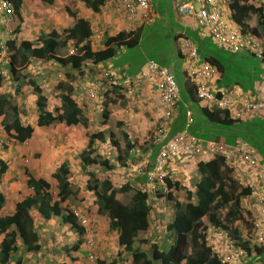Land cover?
<instances>
[{
  "label": "trees",
  "instance_id": "trees-1",
  "mask_svg": "<svg viewBox=\"0 0 264 264\" xmlns=\"http://www.w3.org/2000/svg\"><path fill=\"white\" fill-rule=\"evenodd\" d=\"M7 1L12 4L14 14L21 21L22 0ZM39 1L52 4L55 0ZM80 1L92 12L99 13L100 8L104 6L107 0ZM230 6L233 21L242 32L250 33L256 38L259 36V38H264L263 7H255L252 0H231ZM65 10L67 14L75 19V22L71 27L65 28L62 33L52 30L47 34H40L35 43L26 40H22L19 43L12 39L7 41L8 58L4 63L3 70H7L6 72L9 77L11 75L19 77L18 73L28 65L30 59L53 61L61 66L69 67L82 75V69L88 65H103L112 60L121 48H131L137 44V40L133 36L119 32L114 36L106 35L98 46L99 48L94 50L91 45L93 34L89 21L83 18H76L77 14L72 13L67 7ZM253 15L256 17V26L250 28L247 25V21ZM17 30L18 27H16V33L18 32ZM205 43L207 41L201 45L197 43L198 55L205 63L213 66L219 72L220 78L217 80L216 87H228L232 85L235 79L244 81L243 83L245 84L250 81V74L260 73L255 68L242 64L243 61L252 56L245 55L239 60L237 58L235 60L233 58L230 59V57H224L220 51H213L208 56L202 55L201 52L209 51ZM69 46L75 48V53H68ZM60 52H63V54L61 53L62 55H60ZM236 61L241 64L238 69L234 67ZM262 63L264 64V61ZM112 76V79L117 83L119 79L118 75L112 74ZM2 79V76H0V87ZM23 79L27 82V86L32 87L33 92L37 96V127L45 128L63 124L66 127L81 125L87 128L88 122L83 116L82 105H79L72 97L74 89L68 83H58L57 89L60 91V105L53 111H48L46 109L47 99L42 94V89L37 84L36 78L26 75ZM187 80L191 86L188 89L193 94L192 101L187 107L192 112L193 119L192 123L187 127L188 134L202 140L191 131L193 125L199 127V130H216L221 133L222 137H219V139L222 138L223 141L218 139L202 141L223 142L227 145H233L237 140V136H233L236 131L233 128L236 121L230 116L229 111L201 106L200 102L203 101L199 100L196 96L195 88L189 78ZM116 88V85L110 86V91L105 93H116ZM181 94L180 90L179 102ZM217 96L221 97L222 93L218 92ZM4 107L10 108L14 113L12 121L5 123L3 126L8 138L20 143L29 139L33 133V128L30 125L22 123L18 108L12 106L8 102V98L4 99L0 97V109ZM183 112L185 117V110ZM2 114L4 115V113ZM108 114L109 112L102 111V125L107 124ZM117 124L118 126L122 125L120 122ZM260 133L263 134V137L261 135L258 136ZM123 136L124 147L122 148L123 151H121L126 159H132L135 143L129 138L128 134L123 133ZM104 138V134L101 131L89 133L87 146L80 154V159L82 169L86 171V175L88 176L86 188L95 197L97 214L105 215L109 220V228L117 231L118 246L130 254L128 264H224L215 252V246L208 240V230L210 229L212 231H227L231 234L230 239L233 243V250L231 249V252H234L233 254H235L237 248L242 247L247 249L249 256L253 257L252 259H264V252L256 248L249 249L247 243L242 241V234L239 235V231L234 226V223L237 221L244 220L240 209V201L244 196L249 194V189L240 187L235 182L232 177V170L228 168L225 159L221 157H212L208 160H200L197 163L196 170L199 174V179L195 184L194 191L185 190V198H179L176 194L180 188L176 179L174 181L167 179L168 193H159L156 196V199L170 201L173 204L174 217L166 227L172 237V245L167 249L161 250L155 244H151L149 256L144 250L135 248V242L139 233L146 232L150 226L148 195L145 192L137 190L133 193L129 202L124 204L117 199V196L132 191L129 184L126 183L116 188L110 180L99 181L93 172L87 171L88 167L97 165L104 170H111L113 168L108 159L102 158L101 155L100 157L95 151L94 146L96 141L104 142ZM241 138L264 156V129L255 135L246 134ZM110 141L116 148L117 156L122 161L119 154L121 147L117 141L111 139ZM152 146L154 145L151 144L149 149H154L155 156L158 153L159 147ZM195 161L196 159H194ZM6 171L7 165L4 162H0V178ZM69 172L68 165L66 162H63L53 175L58 184L57 201L52 199L50 193L51 185L47 181L42 179L36 180L28 172L26 173V184L32 189V194L17 202L11 214L0 215V235L3 236L0 241V264H10L14 258L17 260L25 254L37 253L44 247V241L41 240L39 230L35 227V220L39 216L46 220L53 216L58 217L61 224L68 225L70 230L74 231L78 236L86 234L85 228L80 225L77 216L71 209L68 206L62 208V204H65L74 195V191L68 180ZM4 203L5 197L0 192V211ZM139 243L141 245H148V241L145 240H140ZM76 249H78V246ZM92 251L95 252V249H92ZM121 253H117L115 259L110 264H116L117 260L121 257ZM95 256L94 262L96 264L98 256L96 254ZM234 261L237 263L238 260L236 261L234 258ZM98 263L103 264L100 261ZM16 264H21V261H17Z\"/></svg>",
  "mask_w": 264,
  "mask_h": 264
},
{
  "label": "rangeland",
  "instance_id": "rangeland-1",
  "mask_svg": "<svg viewBox=\"0 0 264 264\" xmlns=\"http://www.w3.org/2000/svg\"><path fill=\"white\" fill-rule=\"evenodd\" d=\"M172 1L174 0H153L156 16L152 19V22L144 23V26L142 27L139 34L138 44L135 47H126L122 49L112 60L109 61L112 66L111 64L106 63L101 65L99 68H97L96 66L88 65L87 67L82 69L83 74L81 76V80L78 76H76V80H71L65 77V70L63 69V66L59 65L58 63L53 61L37 63V61L30 59L28 65L18 73L19 77H17L16 75L12 76L10 73L9 74L11 75V77H9L6 72L7 70H3V81L1 83L0 91L1 89H3L2 93L4 94H2L1 92L0 94L8 98V102L11 105H14L18 108L19 114L21 115L20 118L23 123L30 122L32 125H34L36 120L35 117L37 116L35 93L33 92L31 86H27V82L24 81L23 77H26V75H28L29 77L32 76V78H36V80L37 76H41L40 85L47 99L46 109L51 111H53L59 104L60 91L56 89V85L58 84V82L67 81L69 86H71V83L73 85H76V87L81 88V90H84L88 87L91 81L99 79V77L102 75H119L118 73L120 71H118L117 68H123L122 70L127 74H136L138 69L145 63L154 61L161 66L167 67L168 70L175 76V79L178 81L179 78H181L179 77L180 61L177 65L175 64L176 58L174 52H176V50L178 49L179 39L175 37L182 31L180 30L178 24L175 23V12L173 11L171 5ZM21 7V21L15 14L3 15L0 12L1 40L9 41L12 39L17 43L22 40H27L35 43L37 41V37L40 34H47L52 30L62 33L65 28H69L74 22L73 19H71V16L66 13V7L69 8L72 13H75L78 16H82L83 18L90 20V22L92 23L93 38L91 45L94 50L99 48L98 44H101L104 37L109 34V30H107L106 28L107 24L96 19L95 17L100 18V16H96L95 14H93L92 11L88 10L80 0H55L52 4H46L39 0H26ZM16 27H18L17 33L15 32ZM97 31L102 33V36H99L100 38H97L95 34ZM205 44L207 45L209 51L206 50L201 52L202 55L208 56L209 53L213 51H220L224 57H230V59L233 58L235 60L236 58L238 60L240 59L234 54H231L230 51L221 48L211 41H207V43ZM61 53L63 54V52H60L59 54L62 55ZM182 63H184L183 60ZM242 64L250 68H255L256 71H261V69L264 68L263 63H260L257 59L252 57H249V59L243 61ZM234 65V67L238 69L241 64L236 61ZM122 79H124V77ZM77 80H79V82ZM117 88L122 91L118 90ZM117 88L116 93L110 92L109 94H106L105 92H107L108 89L104 87L100 91L98 99L94 101L92 105H86L84 107L86 110L87 108L90 109V114L87 113L86 110H84L85 114L87 113L86 119L88 122V126L86 129L81 128L79 132H76L75 130L74 136L82 143L84 142L86 145L88 142L89 133H92L94 131H101L104 134V142L96 141V144L94 146L95 151L99 154V156L101 155L102 158L108 159L110 161V165H112L113 168L111 170H104L100 166H91L87 168V171L93 172L98 179H111L114 187L116 188L126 183L131 185L132 191H129L125 194H119L117 196V199L120 202L127 204L133 193L139 190L140 185L143 184L146 179L143 175L138 173L137 170L135 171V168L137 166H140L141 171L143 170L144 172L145 165L150 163L148 157L150 152L149 147L151 145L152 130L145 135L137 133L138 136L133 140L138 142L139 139L142 140L141 142L143 143V147L145 150H138L137 153L136 149L132 159H126V157L123 156L122 152V148L124 147L123 133L126 134L125 130L129 132L128 129L134 127L133 125L136 124L134 123V120L136 119L137 122L138 118H135V115H137V111L136 109H134L136 108V106L134 105L132 110V114L134 116L132 118L130 117V121L123 122L125 121V118H129L124 112V107H126L129 100L124 97V87L117 86ZM114 98L116 99L114 100ZM102 111L109 112L107 124L105 125H102ZM9 115H11V112H9ZM119 122L122 124L121 126H118L117 123ZM0 127H3V123L0 124ZM61 127L63 126L60 124L48 127L47 132H45V137L47 136V133H49L48 136L50 137L51 142L50 148L49 146H47V141L44 140V149L40 150V152H36L34 148H31V146H29L31 145L30 141L28 142L29 145L26 143H17L16 141L9 139L6 136L5 132L0 130V139L4 141V146L8 145V147H11V152L7 151V153L10 155L9 160L11 162V172L13 173L14 178L20 181L22 187L20 190H16L14 189V187L8 186L9 189L6 190L5 195L8 196L6 197L8 198L7 202L9 200L15 201V199L13 200L12 198H10L11 195L14 196V198H22L29 192V188L25 182V174L27 172L32 174L34 177L36 175H39V177L47 176L43 178L49 180L48 176H51L53 174L52 171L56 169V164L58 165L62 162H66L68 168L70 169L68 180L70 182L72 190L74 191V195L63 205L64 207L68 206L73 213L75 212L77 214L79 223L81 219L88 220L87 227H85L89 230L87 232V235H85L84 239H86V237L89 238L93 234V232L96 231L93 228H96L98 224L94 221L97 213L96 201L94 195L86 188V181L88 179V176L86 175L85 170L82 169V162L80 159V154L84 148L81 146L74 149L73 147H71V144L70 146H68L65 141L67 131H65L64 129L61 130ZM42 129L46 130V128H40V130ZM191 131H193L194 134L202 140L218 139L223 141L222 138L219 139V137H222L221 133L216 130H199V127L193 125V127H191ZM260 135L263 137V134L260 133L258 136ZM110 139L117 141V143L121 147L119 153L121 155L122 161L117 156L118 153L116 152V148L111 144ZM259 155L262 159V162L264 163V156H262L260 153ZM0 156H2L1 151ZM54 159L56 160V164ZM48 161H51V165L47 167L46 164L48 163ZM190 166L191 167H188V171L187 169H184L180 171V174L177 172V175L175 176V179L178 181L180 187L176 192L179 198H185V190L187 189L190 191H194L195 184L199 179L196 170V162H193V165ZM46 168L49 169L47 170ZM136 176L144 177L143 181L137 184V181L133 180V178ZM232 177L235 182H237L238 185L242 187V184L236 179L233 174ZM52 179L55 180L53 177ZM52 179L50 178V193L53 199H58L56 195L57 193L55 189V183ZM16 180L12 183V185H15ZM20 193L21 195L19 196ZM147 195V202L150 205V226L146 232L139 233V236L135 242V248L144 250L147 254H149L151 252V244H155L161 250L167 249L170 244H172L170 234L168 233L167 229H165V227L172 221L174 217V209L172 202L163 201L160 199L151 200V196L149 194ZM10 206L11 205L9 204V202L6 203V206L3 208V213L0 215L2 216L9 214V212L11 211ZM243 206L244 205H242L241 211L243 213L244 220H239L234 223V226L239 231V235H241L246 230V226L249 222V217L245 214V211H243ZM102 220H104V217L100 218V222ZM58 224L57 226H59V228H57L58 231L56 232L58 234V237H61V239L65 240L66 238H69L70 240L75 241L76 237H80L75 234L76 236L72 238L73 235L71 234L69 226L65 227V225H62L61 223ZM106 225L107 224H105V227ZM208 231V240L211 241L212 244L214 243V246H216V251L219 249V251H223V245L228 246V240L231 234H229L227 231L222 230L212 231V229H210ZM51 232L52 228L47 229L45 237H41V240H43L45 244L50 241V243L55 242L54 235L52 236L50 234ZM114 233V230L107 228L106 236L108 239L106 240V245L109 244V246L105 251H97V242L99 240L97 234H93V246L95 247L94 254L96 253V255L98 256L96 264L101 261L100 258L102 259L107 256L108 259H111L112 255L115 256V249L117 247H115V245H118V243L115 240ZM140 240L148 241V245H141L139 243ZM229 247H233V244H230ZM110 254L111 256H108ZM218 254L221 255V253ZM129 257L130 254L124 251L123 256L120 257L121 259L119 258V264H128ZM14 263L15 262L11 260L10 264ZM84 263L95 264V262H90V260L88 259V254H86V256H81L80 264Z\"/></svg>",
  "mask_w": 264,
  "mask_h": 264
},
{
  "label": "built area",
  "instance_id": "built-area-1",
  "mask_svg": "<svg viewBox=\"0 0 264 264\" xmlns=\"http://www.w3.org/2000/svg\"><path fill=\"white\" fill-rule=\"evenodd\" d=\"M230 1L193 0L178 5L177 12L180 15L195 17L198 25L205 29L221 48L231 52L247 51L263 62L264 41L250 33H244L238 26L224 21L222 8L227 6ZM104 5L111 7L117 14L135 26L152 21L150 0H107ZM0 10L10 12L12 6L7 1H0ZM95 34L97 38L102 36V33L98 31ZM178 39L179 51L187 59L188 78L195 88L198 99L205 102L209 108L231 109V102L223 98V95L218 97V91L210 85L211 78L217 72L216 69L202 61L195 45L186 37ZM68 53H75V48L69 46ZM7 55L4 42L0 41V76L3 75V65ZM112 77V74L102 75L84 90L70 83L74 89L73 98L79 105H92L104 87L117 85ZM121 86L124 87V95L129 100L124 108V112L129 118H125L124 122L132 117L133 102L139 99V91H143L147 87L154 88L159 105L163 108L160 122L152 130L151 135V144L159 147L158 153L152 162L145 165L144 172L141 171L140 166L135 168V171L137 170L146 178L140 185L139 191L149 194L151 200L156 199L159 193H168L166 181L167 179L175 180L178 172L175 168L177 162L186 158H194L197 164L200 160L221 157L225 159L226 165L232 170V174L242 184V187L249 189V194L240 201V209L244 205L243 211L249 217L246 230L241 235L242 241L247 243L249 249L256 248L264 252V163L259 153L243 143L227 145L223 142H204L186 132L168 137V124L176 115V107L179 102V88L169 70L155 62H148L134 79L124 77ZM239 102V109L234 113L235 119L258 115H263L264 118V99L242 97ZM185 118L187 124L190 125L193 119L189 109H185ZM0 130L4 131V127H0ZM3 145L4 141L0 139V148ZM80 224L87 227L88 220L81 219ZM228 241L233 244L230 238ZM85 246L90 251L88 259L93 263L96 259L91 252L93 235L86 239ZM226 251L227 253L221 257V262L224 264H264V259H252L253 257L249 256L246 248H237L235 254L229 249ZM234 258L236 261L238 260L237 263Z\"/></svg>",
  "mask_w": 264,
  "mask_h": 264
},
{
  "label": "crops",
  "instance_id": "crops-1",
  "mask_svg": "<svg viewBox=\"0 0 264 264\" xmlns=\"http://www.w3.org/2000/svg\"><path fill=\"white\" fill-rule=\"evenodd\" d=\"M24 1H26V0H22L21 6H23ZM192 1L193 0H174V1H172L171 5L173 8V11L175 12L174 13L175 14V16H174L175 23L178 24V26L180 27V30L182 31L181 33L177 34L175 38L186 37L189 41H191L195 45L196 51L198 53L197 43H199L201 45L203 42H206V41H211L213 43H215V42L213 41L212 37L207 33V31L198 25L195 17L180 15L177 12L178 5H180L182 3L192 2ZM252 3L255 5V7H259V6L263 7V11H264V0H252ZM230 4H231V1L229 2V4L227 6L222 8V17H223L225 22L237 27V24H235V22L233 21V18H232V11H231ZM150 6H151V12H152V19H153L156 16V12L154 11L153 0H150ZM21 10H22V7H21ZM88 10H90V9H88ZM92 13L95 14L96 16L97 15L100 16V18L95 17L96 19L103 21L107 24L106 28H107V30H109L108 36H114L119 32H124L126 34L133 36L137 40V44H138L139 34H140L142 27L144 26V23L139 25V26H135V25L131 24L130 22H128L127 19H125L123 16H120V14H117L111 7L106 6V5H104L103 7L100 8L99 13H94V12H92ZM177 14H179V15H177ZM76 18H83V17L77 15ZM0 19H1V17H0ZM71 19H73V21L75 22L74 18L71 17ZM83 19H85V18H83ZM85 20L89 21L90 27L92 30L93 27H92V23L90 22V20H88V19H85ZM74 22L71 24V26L74 24ZM247 25L250 28H254L256 26V17L254 15L248 19ZM0 27H1V25H0ZM260 35H262V34L260 33ZM192 39H193V41L195 39V41L193 42ZM259 39L261 41H264L263 37L259 38ZM99 45L100 44H98V46ZM124 48H126V47L121 48V50ZM176 52H174L176 62H177V63L175 62V64L177 65L178 62L180 61V66H179L180 72L179 73L181 76L179 75V77H181V78H179L178 81L175 79V81H176L177 86L179 88V92L181 90V93L183 95L182 94L180 95V102H179L178 106L176 107V115L169 121L168 128H167L168 129V132H167L168 137H172L173 135H175L177 133H181V132H187L188 133L187 127L189 125L187 124V121L185 120L183 111L185 109H187V107L189 106V103L192 101V98H193V94L189 91L190 89H188L191 86L188 84V80H187V78H188L187 59L179 51V48L176 50ZM231 54H234L238 58L244 57L245 55L252 56L253 58H255L252 54H250L247 51L231 52ZM182 60L184 61V63H182ZM35 61H37V63L45 62V61L37 60V59ZM202 61H203V59H202ZM46 62H49V61H46ZM149 62H154V61H149ZM259 62L262 63L261 61H259ZM147 63H145L142 67H140L138 69V71L136 72V74H127L122 70L123 68L122 69L117 68L118 71H120L118 73L119 74L118 75V78H119L118 82L120 83L123 80L122 79L123 77L129 78V79H134L138 75L140 70ZM106 64H111V63L108 61V62H106ZM158 65H160V64H158ZM100 66H101V64H99L96 67L99 68ZM111 66H112V64H111ZM161 67H164V66H161ZM263 67H264V65H263ZM164 68L168 69L167 67H164ZM63 69L65 70V77L67 79L76 80L77 79L76 76H78L80 78V80L82 79L81 78L82 75H80V73H78L77 71L72 70L69 67H64V66H63ZM66 69H67V73H66ZM249 77H250V81H248V82L245 81L246 82L245 84L243 83L244 81H239V80L235 79V81L232 82V85L225 87V88L224 87L218 88V87H216V83H217V80H219V78H220V74L217 71L216 74H214V76L211 78L210 85L216 91H218L219 93H222L223 97L226 98L227 101L231 102L232 107L228 111L230 113V116L236 121V124H234V127H233L234 130H236V131H235V134L233 136H237V138H236L237 140L235 141L234 144L243 143V144L255 149L254 147L250 146L246 141H244L241 137L243 135H246V134L247 135H255L260 130L264 129L263 115H258V116H254V117H244V118H239V119L234 118V113L239 109L240 98L250 97L253 99H264V68L261 69L259 74L252 73V74H250ZM40 78H41L40 75L37 76L36 81L39 83V84L37 83L38 85H40V83H41ZM174 78H175V76H174ZM77 81L79 82V80H77ZM61 83H63V82H61ZM57 85H56V89H57ZM40 87H41V85H40ZM79 89H81V88H79ZM2 91H3V89H1L0 92L2 93ZM139 92H140L139 99L136 102H133V104L136 106V108H134V109H136V111H137V115H135L136 116L135 118H138V119H137V122H136V119L134 120V123H136L135 125H133L134 127L132 126L133 128L128 129L132 135V138H131L130 133L127 130H125L126 134H128V136L131 140H133L134 138H136L138 136L137 133L141 134V135H145L148 132H150L151 130H153L155 127H157V125L160 122V119L162 117V112H163V108L161 107V105H159V101H158L157 96L155 94L154 88H148L147 87V88L143 89V91L141 90ZM2 94H4V93H2ZM2 94H0V97L6 99V97L3 96ZM42 94L44 95L43 89H42ZM73 96H74V94H73ZM36 97L37 96L35 94V103H36ZM59 105H60V99H59L58 106ZM200 105L201 106H207V104L205 102H200ZM12 106H14V105H12ZM81 110L83 112V116L85 118H87L86 114L87 113L90 114V112H89L90 109L87 108V110H86L84 107H81ZM84 110L87 111L86 114H85ZM36 111H37V116L35 118L37 120L38 109ZM48 111H51V110H48ZM9 112H11V115H9ZM2 113H4V115ZM13 115H14V113L11 111L10 108L4 107L3 109H0V124L3 123V126H4L5 123H10L13 119ZM3 116H5L4 117L5 119L3 118ZM133 116L134 115L132 114V117ZM19 117H21L20 114H19ZM36 120H35L34 125H32L30 122H27L25 124L22 122L24 125H30L33 128V133L29 139L25 140L21 144H25V143L28 144V142L30 141L31 145H29V144L28 145L31 146V148H34L36 150V152H40V150L44 149V140L47 141V146H49V148H50L51 142H50V137L48 136L49 133H47V136L45 137V132H47L48 127H45L46 130H44V129L40 130L39 127L35 126ZM128 121H130V119ZM60 125L63 126V127H61V130L64 129L65 131H67V136H66V140H65L67 145L70 146V144H71V147H73L74 149L82 146L84 148L83 149V151H84L87 144L85 145L84 142L82 143L80 140H78L74 136L75 130H76V132H79V130H81V128H84V127L81 125L71 126V127H66L63 124H60ZM49 127H51V126H49ZM247 128H248V130H246ZM84 129H86V128H84ZM97 132H99V131H97ZM93 133H95V131ZM13 141H16V140H13ZM141 141L142 140H140V139H139V142L133 140V142L135 143L134 149H133L134 152L136 151V149H137V151H136L137 153H138V150H141V151L145 150L143 147L144 145ZM16 142L20 143L18 141H16ZM6 146L3 145V147L0 148V149H2V150H0L2 153V156H0V162H4L7 165V171L4 174H2V176L0 178V192L5 197V203H4L3 208L6 206V203L9 202V204L11 205L10 206L11 211L9 212V214H11L14 210L15 204L17 202L21 201L22 199H24L25 197H27L28 195H31L32 189L28 187L29 192L26 195H24L22 198H17V197L14 198V196L11 195L10 198H12L13 200L15 199V201L9 200L7 202L8 198H6V197H8V196L5 195V192H6V190L9 189L8 186H12L16 190H20L22 187H21L20 181L16 180V178H14V176H13V173L11 172L12 168H11V162L9 160L10 155L7 153V151L11 152V147H8V145H6ZM152 147H154V146H152ZM149 151H148L149 152L148 158L151 162L155 159L156 154L154 156V149H152V150L149 149ZM123 156H124V154H123ZM193 162H194V159H191V158H186L185 160L182 159V161L177 162L175 164V168L178 170V173L180 174V171H182L184 169H187V171H188V167H191L190 165H193ZM55 164H56V160H55ZM61 164H58V165L56 164V169L54 170L55 172L52 171L53 174L51 173L52 175L48 176L49 180L43 178V177H47V176H40L39 177V175H36L34 177L32 174H30V173L29 174L34 179H36V180L42 179L44 181H47L51 185L50 178L52 179L53 175L56 173V171L58 170V168L60 167ZM46 165H47V167L50 166L51 161H48V163ZM196 166H197V164H196ZM46 169L48 170L49 168H46ZM69 171H70V169H69ZM198 176H199V174H198ZM143 179H144L143 177H138V176L133 178V180L137 181V184H139L141 181H143ZM15 180H16L15 185H12V183L15 182ZM26 180H27V176L25 174V182H26ZM98 180L103 181L105 179H103V180L98 179ZM108 180L111 181V179H108ZM53 181L55 183L56 193H58V184L55 180H53ZM121 186L122 185H120V187ZM20 195H21V193L19 194V196ZM53 200L57 201L58 199H53ZM148 205H149V203H148ZM149 207H150V205H149ZM3 208L0 211V214L3 213ZM62 208H64L63 204H62ZM74 214L77 216V214L75 212H74ZM101 217H104V220H102L100 222ZM94 221L96 223H98L96 228H93L94 230L97 231V233H96V231H94L93 234H97V237L99 240L97 242V251L98 250L99 251H101V250L105 251L106 249H108V246H109V244L106 245V240L108 239L106 236V232H107V228H109V220L107 219V217L105 215H100V214L96 213V217H95ZM56 222H57V224L60 223V219L58 217H55V216H53L52 218H50L48 220L44 219L41 216H39V218L37 217V219L35 220V227L39 230V235L44 238L45 234L47 232V229L52 228V232L50 234L52 236L54 235L55 242L50 243L51 242L50 241L48 243L46 242L47 244L44 243V247L37 253L25 254L22 257L20 256L17 260H16V258H14L13 259V261L15 262L14 264H16L17 261H21V264H80L81 263V256H86V254H88L87 253L88 250L84 246V238H85V235H87V232L89 231L88 228L84 227L86 230V234L84 236L82 235L78 238L76 237V240H75L76 242L73 240H70L69 238H66L65 240H63V239H61V237H58V234L56 232V231H58L57 228H59V226H57ZM105 224H107L106 227H105ZM167 225H166V227H167ZM66 226L68 227V225H65V227ZM166 227H165V229H167ZM114 232H115L114 233L115 240L117 241L118 233L116 230H114ZM71 234L73 235V237L71 236L72 238H74V236L78 235V234L75 235V232L72 230H71ZM2 237L3 236L0 235V241H1ZM49 238H48V240H49ZM171 239H172V237H171ZM77 240H79V241H77ZM72 241H73V243H72ZM72 244H74V245H72ZM228 244L230 245L229 241H228ZM170 245H172V244H170ZM77 246H78V249H76ZM115 247H116L115 256L114 255L111 256V254H110L108 256H111V259H108L107 256L105 258H102V259L100 258V260H101L100 263L110 264L115 259L117 253H120V252L123 253L124 252V250H122V248H120L117 244L115 245ZM224 247L228 248V246H226V245ZM228 249L231 250L230 247ZM122 253H121V257L123 256ZM148 256H149V254H148ZM116 264H119V259L117 260Z\"/></svg>",
  "mask_w": 264,
  "mask_h": 264
},
{
  "label": "clouds",
  "instance_id": "clouds-1",
  "mask_svg": "<svg viewBox=\"0 0 264 264\" xmlns=\"http://www.w3.org/2000/svg\"><path fill=\"white\" fill-rule=\"evenodd\" d=\"M0 1H7V0H0ZM8 2V1H7ZM10 3V2H9ZM11 4V3H10ZM11 6H12V4H11ZM0 12L4 15V14H8V15H12V14H14V12H13V6H12V10L10 11V12H5V11H2V10H0ZM3 20V19H2ZM93 36V35H92ZM0 41H2V42H4V44H5V46H6V51H7V41H4V40H1L0 39ZM27 41V40H26ZM7 54H8V51H7ZM7 58H8V55H7V57L5 58V60H4V63H5V61H7ZM33 60H35V59H33ZM50 62V61H49ZM60 65V64H59ZM3 68H4V65H3ZM58 83H61V82H58ZM63 83H68L67 81H63ZM123 83V80L119 83V82H117V85L116 86H121V84ZM70 87H72V86H70ZM32 88V87H31ZM106 89H108L107 91H109V89H110V86H107L106 87ZM105 89V90H106ZM33 90V89H32ZM124 97H125V95H124ZM126 98V97H125ZM125 108V107H124ZM4 132H5V130H4ZM5 134H6V132H5ZM6 136H7V134H6ZM8 137V136H7ZM81 221V220H80ZM81 225V224H80ZM82 226V225H81ZM82 227H84V226H82ZM88 237H86V239H87ZM229 238H231V236H229ZM86 239H84V244H85V242H86ZM213 245H214V243H213ZM225 245H223V251H219V250H217L216 251V246H215V252L217 253H221V255H219L218 253V256L220 257V259H221V257L223 256V255H225L226 253H227V248L226 247H224ZM86 247V246H85ZM95 247L93 246L92 247V249H94ZM229 248V247H228ZM232 250H233V247H230ZM87 249V248H86ZM92 249H91V252L94 254V251H92ZM88 250V249H87ZM230 250V249H229ZM89 250H88V255H89ZM230 252H231V250H230ZM234 253V252H233ZM94 256H95V254H94Z\"/></svg>",
  "mask_w": 264,
  "mask_h": 264
}]
</instances>
